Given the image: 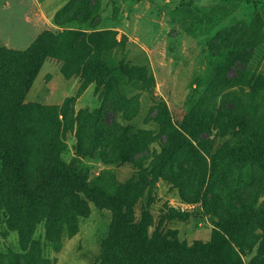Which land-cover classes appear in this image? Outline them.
Listing matches in <instances>:
<instances>
[{
  "label": "rangeland",
  "instance_id": "1",
  "mask_svg": "<svg viewBox=\"0 0 264 264\" xmlns=\"http://www.w3.org/2000/svg\"><path fill=\"white\" fill-rule=\"evenodd\" d=\"M69 1L0 0V46L12 50L45 31H108L94 41L92 64L79 65L69 38L59 47L68 67L48 56L16 119H2L0 95V147L13 146L30 176L23 194L0 160V264H216L210 255L140 250L112 202L59 178L43 183L56 164L123 201L146 244L216 240L227 264H264V170L232 161L243 144L219 112L225 101L264 106V0H95V10L83 6L60 25L56 14ZM138 109L133 128L149 133L147 151L114 159L118 137L99 132L101 117L120 125ZM192 115L205 118L201 143L185 132ZM165 128L193 145L165 156Z\"/></svg>",
  "mask_w": 264,
  "mask_h": 264
},
{
  "label": "trees",
  "instance_id": "2",
  "mask_svg": "<svg viewBox=\"0 0 264 264\" xmlns=\"http://www.w3.org/2000/svg\"><path fill=\"white\" fill-rule=\"evenodd\" d=\"M92 1L93 0H70L57 12L55 17L56 22L63 25L65 22L79 19L83 13L81 7L86 5H89L90 10H95L96 1ZM107 33L108 31H95L88 34L83 30L71 29L58 34L52 31H45L35 42L24 50H12L0 46V95L5 96V99L3 98L1 103L4 111L1 113L2 119L14 120L18 116H21L22 112L18 111L26 107L24 103L25 95L48 56H61L64 58L67 67L72 63L64 51L59 50V47L62 48L67 38L71 39L69 43L70 46L67 47V50L70 51L73 49L79 51L78 56L81 60L79 65L83 63L84 66H87L90 63L92 64V53L97 49L96 47L94 48V41L98 42L100 39L104 38ZM246 41L247 39L245 37L240 38L241 44L246 43ZM116 44H118L117 39H112L111 44L107 48L114 47ZM240 61L243 62L244 66L246 65L245 59ZM235 62L236 60L232 62V64L235 65ZM95 68L99 71L98 63ZM105 70H107L106 67ZM105 70L101 72L102 75ZM251 91L256 94L258 92V87L255 84L251 85ZM106 102H108V100H106ZM127 102H129L131 106L135 104L132 98L127 100ZM252 102H254L252 99L249 101L237 100L229 105V103L225 101L219 108V112L223 117L229 120V123L235 130V137L241 140L243 144L242 149L234 148L232 150L233 152L230 154L234 158L232 161L234 162L245 157V159L257 161L262 167V170H264V106L262 102H256L255 104ZM139 113V109L129 114L125 113V123H119L120 125H115L116 122L107 124L101 117L103 125H101L99 132L104 134L106 136L105 138H109V132H113L118 137V141L115 145L114 159L134 161L141 151L144 150V153L147 151L145 146L152 140L149 138V133L133 128V120L136 119ZM222 116H220V118ZM205 124V118H197V116L192 115L188 118L184 126L185 132L201 143L200 138L203 134L202 132L205 128ZM159 126L161 127V124H159ZM107 127L110 128L108 131L105 129ZM229 128H231L229 125H223L224 131ZM162 132L164 134H169V137H166L165 143L161 144V146L164 147L161 152H163V154L165 153V156L173 153L177 144L193 145V142L186 134H182V138H179L175 130L170 131L165 128ZM243 152L246 153L244 154ZM0 160L10 164L12 176H14L20 192L23 194L28 193L30 182L28 169L14 147H0ZM55 178L68 181L73 184L76 190L83 192L96 202H112L117 206L120 218L130 228V236L136 241L140 250L158 252L171 249L184 256L199 253L212 256L216 264H227L222 245L216 240H211L206 243L196 242L193 245H187L179 243L174 239L167 238L161 245L146 244L144 238L139 233L140 225L130 219L129 215L124 210L123 201L105 194L100 188L89 187L86 183L85 176L76 174L72 168L68 166L56 164L54 167L47 170L43 177V183L47 184Z\"/></svg>",
  "mask_w": 264,
  "mask_h": 264
}]
</instances>
